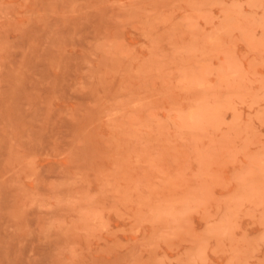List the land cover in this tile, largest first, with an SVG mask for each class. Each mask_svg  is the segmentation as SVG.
Returning a JSON list of instances; mask_svg holds the SVG:
<instances>
[{
    "label": "rangeland",
    "instance_id": "1",
    "mask_svg": "<svg viewBox=\"0 0 264 264\" xmlns=\"http://www.w3.org/2000/svg\"><path fill=\"white\" fill-rule=\"evenodd\" d=\"M0 264H264V0H0Z\"/></svg>",
    "mask_w": 264,
    "mask_h": 264
}]
</instances>
